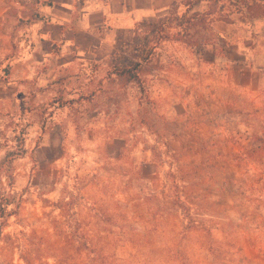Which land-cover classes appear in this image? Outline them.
Returning a JSON list of instances; mask_svg holds the SVG:
<instances>
[{
	"label": "rangeland",
	"instance_id": "rangeland-1",
	"mask_svg": "<svg viewBox=\"0 0 264 264\" xmlns=\"http://www.w3.org/2000/svg\"><path fill=\"white\" fill-rule=\"evenodd\" d=\"M189 1L0 105V264H264V17ZM36 15L0 0V90Z\"/></svg>",
	"mask_w": 264,
	"mask_h": 264
},
{
	"label": "crops",
	"instance_id": "crops-1",
	"mask_svg": "<svg viewBox=\"0 0 264 264\" xmlns=\"http://www.w3.org/2000/svg\"><path fill=\"white\" fill-rule=\"evenodd\" d=\"M183 1L31 0L37 15L25 31L33 39L23 51L26 55L16 61L14 77L0 90L3 93V87H15L14 96L0 97V105L15 98L17 108H25L29 99L40 94L51 96L54 91L49 88L67 69L88 56L115 49L143 23L166 16ZM211 4L210 0H199L191 12H204Z\"/></svg>",
	"mask_w": 264,
	"mask_h": 264
},
{
	"label": "trees",
	"instance_id": "trees-1",
	"mask_svg": "<svg viewBox=\"0 0 264 264\" xmlns=\"http://www.w3.org/2000/svg\"><path fill=\"white\" fill-rule=\"evenodd\" d=\"M211 3H219L223 0H210ZM245 1V0H243ZM199 2V0L191 2L188 5V9L183 17L188 16V13L191 12L193 6L195 3ZM250 2V3H249ZM248 9L251 12V17L256 19V18H262L264 17V0H248ZM212 11L208 10L203 13H194L191 18L192 19H199L202 24L205 23H213V18H212ZM144 24V23H143ZM149 58L144 57L140 58L138 61L131 63L130 65H126L122 68H118L115 70V74L120 76V77H125L128 78L129 80H136L139 78V71L142 68V63L146 62ZM5 213V210L3 211ZM5 216V215H3ZM1 217V216H0Z\"/></svg>",
	"mask_w": 264,
	"mask_h": 264
}]
</instances>
